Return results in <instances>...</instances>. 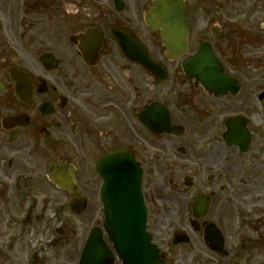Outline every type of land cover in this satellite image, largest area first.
Masks as SVG:
<instances>
[{
    "label": "flooded vegetation",
    "instance_id": "flooded-vegetation-1",
    "mask_svg": "<svg viewBox=\"0 0 264 264\" xmlns=\"http://www.w3.org/2000/svg\"><path fill=\"white\" fill-rule=\"evenodd\" d=\"M153 1L0 0V192L32 180L52 141L60 149L51 160L76 168L80 192L70 199H83L95 219L78 256L63 255L67 264L79 263L96 230L112 264H126L106 229L102 194L131 186L135 195L140 171L150 243L166 264H186L173 249L180 244L192 264H264V0H185L188 48L177 58L145 21ZM199 49L235 83L209 90L189 77L183 60ZM86 160L93 182L78 174ZM166 178L188 219L172 236L155 226ZM199 195L210 209L196 219ZM31 208L10 211L14 224L23 227ZM68 226L56 230L74 241L78 230Z\"/></svg>",
    "mask_w": 264,
    "mask_h": 264
},
{
    "label": "rangeland",
    "instance_id": "rangeland-1",
    "mask_svg": "<svg viewBox=\"0 0 264 264\" xmlns=\"http://www.w3.org/2000/svg\"><path fill=\"white\" fill-rule=\"evenodd\" d=\"M54 143L52 141L47 143V160L41 159L36 162V167L33 166L32 180L20 181V189L14 184L13 187H8L6 191L0 192V264H67L62 259L63 255H66L65 258L69 254L78 256L88 226L94 222L92 220H95L92 219V213L88 209L80 214L72 212L70 210L71 194L59 189L46 177L49 161L56 156L57 150L60 149L59 145ZM71 154L72 152L68 155L71 156ZM86 166L85 171L79 169L78 174L82 181L93 182L96 178L92 175L88 160H86ZM9 184L13 183L9 182ZM84 186L86 191H90L87 185ZM168 188L166 178L159 187V192L164 200L162 204L165 205V212L162 216L159 214L155 226H159L163 235L170 234L172 236L171 228L174 225L185 227L188 219L183 197L179 196L177 191L170 192L169 195ZM7 195L11 197V200ZM29 204L32 206L30 216L23 227L19 228L14 224L19 216L12 218L10 211L21 215L22 210ZM59 226L75 227L78 233L74 241H68L67 237L60 235L56 230ZM8 230L13 233L7 237ZM15 239H18L17 243H15ZM168 239V236H165L161 240L166 243ZM71 245L74 247L78 245L79 250L72 249ZM8 246L11 247L8 248ZM34 249L36 258L30 260ZM173 249L180 254V259L186 264H192L188 260L192 258V255L187 245L180 244ZM173 249L172 254H174ZM37 253L45 257H39Z\"/></svg>",
    "mask_w": 264,
    "mask_h": 264
},
{
    "label": "water",
    "instance_id": "water-1",
    "mask_svg": "<svg viewBox=\"0 0 264 264\" xmlns=\"http://www.w3.org/2000/svg\"><path fill=\"white\" fill-rule=\"evenodd\" d=\"M184 5V0H154V6L145 12V19L149 27L160 30L161 38L168 50L167 55L170 58L181 55L188 47L189 27ZM145 64L150 68H155V65L147 59ZM214 65L217 63L213 57H205L201 49L184 60V69L187 75L204 83L206 89L214 90L215 86L212 83L234 82L233 78L225 74L222 67L219 66V69L215 70ZM114 169L115 167H111V170ZM48 171L49 179L58 187L75 194L79 193L80 189L74 177L75 167L71 162H50ZM112 173L113 171L110 174ZM118 176L122 180L120 171ZM127 177L129 182L131 178L128 175ZM140 178L141 172L138 173V187L135 195L130 192L134 189L130 186L132 183H129L130 187L127 192L121 186L115 187L114 192L102 194L106 212L105 226L111 239L115 242L119 255L126 264H164V261L158 256L157 245L153 249L149 243L150 235L146 230L147 214L140 188ZM124 182L125 180L121 184ZM209 207L210 199L198 196L194 204L195 216L202 217ZM84 208L85 201L82 199L75 200L72 206V210L75 212H82ZM211 230L214 234L217 233L216 228L212 227ZM126 233L131 234L130 240L132 234L137 233V240L126 242ZM100 234L101 231L97 230L89 236L82 250L79 264H112L113 254L109 247L102 242Z\"/></svg>",
    "mask_w": 264,
    "mask_h": 264
}]
</instances>
